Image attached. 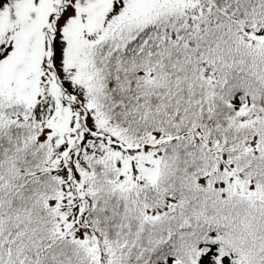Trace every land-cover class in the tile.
I'll list each match as a JSON object with an SVG mask.
<instances>
[{"label": "snow or ice", "instance_id": "snow-or-ice-1", "mask_svg": "<svg viewBox=\"0 0 264 264\" xmlns=\"http://www.w3.org/2000/svg\"><path fill=\"white\" fill-rule=\"evenodd\" d=\"M0 264H264V0H0Z\"/></svg>", "mask_w": 264, "mask_h": 264}]
</instances>
